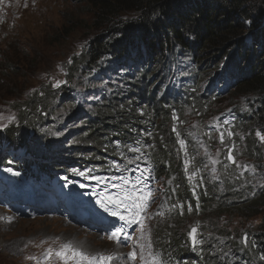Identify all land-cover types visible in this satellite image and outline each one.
Listing matches in <instances>:
<instances>
[{
  "label": "trees",
  "instance_id": "16d2710c",
  "mask_svg": "<svg viewBox=\"0 0 264 264\" xmlns=\"http://www.w3.org/2000/svg\"><path fill=\"white\" fill-rule=\"evenodd\" d=\"M92 5L89 9L92 12L91 29L98 33L83 54L75 58L73 64L66 66L68 76H78L83 66L87 68L86 73L91 72L98 61L109 58L110 54L126 55L131 61L150 57L151 65L143 66L145 69L138 87L131 96L136 101L146 103L143 110L148 113L135 115L133 109L128 114L120 106L121 102L99 108L97 118L90 126L93 119L87 118L83 145L79 148H92L102 153L99 142L104 136L110 140L112 133H121L124 138H130L139 133V129H142L140 124L145 122L150 125L157 140L160 134L166 136L170 152L161 145L153 152L158 167L164 168L165 161L171 159L173 152L166 108L177 106L182 101L172 99L169 94L158 99V92L162 90L160 72L163 65L159 66L157 62L167 66L166 55L169 54V66L176 64L178 56L191 59L199 68V84L208 82L209 74H213V78L231 70L246 74L243 81L226 88L224 96L256 100L258 108L245 113L236 124L245 133L246 140L242 142L244 156L257 165L264 164V143H260L256 135V131H259L264 136V0H92ZM77 23L80 24L68 19L70 26ZM67 31H62L61 35L64 32V36H70L71 33ZM222 64L223 69L220 68ZM17 66L20 65L7 62L6 71L16 75ZM167 79L165 75L164 81ZM219 101L210 102L209 106L198 105L202 113L199 120L208 114H216L214 111H219L216 108ZM39 103V99L34 97L26 99V109L32 112V117L41 114ZM33 121L37 120L33 118ZM21 124L25 126L24 121ZM20 129L10 127L5 134H0V139L6 138L18 144L19 149L40 144L46 148L49 144V141L42 143L40 139L30 143V138ZM172 165L173 169L178 170L176 163ZM234 184L243 185L235 180ZM213 192H210L208 200L203 201V210L207 215L203 210H196L189 193H178L179 197L187 196L181 199L184 212L181 217L171 221L164 234L157 233L161 245L175 252L179 264H185L187 260L199 264H264V187L246 185L240 191L241 199L233 206L216 200ZM213 210L217 214L212 213ZM203 216H206L205 222L201 221ZM235 217L242 221L260 218L261 224L257 229H237L232 236L224 220ZM220 220L223 222L219 225ZM198 223L200 231L208 236L196 257L191 255L188 233Z\"/></svg>",
  "mask_w": 264,
  "mask_h": 264
},
{
  "label": "rangeland",
  "instance_id": "374dc122",
  "mask_svg": "<svg viewBox=\"0 0 264 264\" xmlns=\"http://www.w3.org/2000/svg\"><path fill=\"white\" fill-rule=\"evenodd\" d=\"M92 6V0H0V132L9 125L13 128L20 127V131H23L24 127H21L17 121L21 117L28 122L29 126H26V129L29 130L30 135L33 133L31 127L34 125L44 126L47 120L49 126L54 123L51 128L45 127V129L50 132L52 128L57 127L58 140L63 147L77 132L81 133L79 131L82 124L80 113L86 112L91 105L98 102L97 96L103 91H108L109 88L104 84L94 86L82 76H68L66 72V66L73 64L74 59H78L83 54L98 33L91 29L92 12H89V9ZM68 19L78 21L80 24L70 26ZM73 27L75 28L69 31ZM62 31L71 34L64 36V32L61 35ZM7 62L20 65L17 66L16 75L6 71ZM183 63L179 61L175 68L168 71V81L183 76ZM107 82L108 85L116 83L112 80ZM28 97L39 99L41 114L32 117V112L26 109ZM72 98L79 100L80 108L71 110L66 107ZM236 101L238 98L234 99V103ZM219 106L222 107H219L220 113L217 120L206 127L205 133L227 149V156L229 152L235 156L239 174L251 176L253 166L244 157L242 137L230 124L235 105L231 100H224ZM33 118L37 121L34 122ZM221 134H223V143ZM73 144L74 142H71L67 149L73 147ZM34 160L36 159L28 161ZM78 163L71 158L63 165L67 164V167L73 171L71 173L79 171L80 176L85 172L95 173L94 170L88 172L89 168L86 165L77 166ZM6 166L11 167L8 163ZM110 166L115 167L116 163L113 162ZM76 167L79 168L78 171H74ZM164 197L165 192L159 191L158 199L161 206L157 213L163 211ZM157 204L158 202L156 206ZM212 213L217 214L214 210ZM7 214L11 213L4 209L0 210V217H3L0 219V264H66L65 260L55 255L56 251L61 250L62 243H70L75 246V250L99 257L111 256L109 253L113 247L109 241L92 235L86 236L88 234L84 232L82 234L77 228L67 226L64 220L28 219L13 215L18 218V222L9 223L8 218L12 217ZM204 215H207L206 212ZM222 222L223 220H220L218 224ZM165 224L164 222L159 224L158 228ZM224 224L228 225L227 231L234 236L237 229L240 231L257 229L261 219L242 221L235 217L224 220ZM153 225L154 220L150 218L139 245H143V242L147 240L148 232ZM70 229L78 233H72ZM49 250L52 255L47 257ZM140 250L142 251L141 247ZM67 255L69 256L67 264H77L76 259L71 258V254ZM143 256L152 262L155 261V264H163L162 256L157 255L152 248L146 250ZM140 262L136 260V264H144ZM81 264H87V262L82 261ZM111 264L118 263L111 261Z\"/></svg>",
  "mask_w": 264,
  "mask_h": 264
},
{
  "label": "snow or ice",
  "instance_id": "6c2138e0",
  "mask_svg": "<svg viewBox=\"0 0 264 264\" xmlns=\"http://www.w3.org/2000/svg\"><path fill=\"white\" fill-rule=\"evenodd\" d=\"M229 135H231V133H229ZM262 140H264V137H262ZM221 142L223 143V134H221ZM181 144L183 145V142H181ZM228 159L231 160L233 163H235V160H234L233 156L231 155V152H229V154H228ZM150 195L151 194L149 193L148 196H139L136 198L126 196L124 198V200L132 199L131 207H135L139 211H143L147 207V201L150 198ZM107 200L109 203L115 204L117 207H120V206H124L125 208L130 207L129 205L124 203V200H117V199H114L112 197H107ZM111 214L113 216L118 215L116 212H112ZM0 219H3V217H0ZM120 219L126 220L127 218L124 216H120ZM8 222L9 223L11 222V218H8ZM127 222L128 223H137L138 221L133 219V220H127ZM196 232H197V229L195 227H193L191 229V232L189 233V236L193 242V246H195L197 243L196 237L194 235ZM122 236H123V229L120 228V229H117L116 231L111 232L108 236V239L119 243ZM124 238H126V237H124ZM139 247H141V249H143V245H139ZM68 253H71V258L76 259L77 264H81L82 261H86L87 264H101V262H102V264H111V261L114 259L113 256H101V257H99V259L97 257H89L88 255L73 249L71 245H63L61 247V250L56 252L55 255L60 257L61 259L65 260V262L67 264V260L69 259V256L67 255ZM51 255H52V252H51V250H49L47 253V257H50ZM130 255L132 256L133 259L136 258L135 252L130 253ZM141 259H144L143 253L141 254ZM262 259H264V257H262ZM145 264H148V262L145 261ZM152 264H155V261H153Z\"/></svg>",
  "mask_w": 264,
  "mask_h": 264
},
{
  "label": "bare ground",
  "instance_id": "6f19581e",
  "mask_svg": "<svg viewBox=\"0 0 264 264\" xmlns=\"http://www.w3.org/2000/svg\"><path fill=\"white\" fill-rule=\"evenodd\" d=\"M64 204H65V203H64ZM64 204H63V205H64ZM63 205H62V207H63ZM69 231L72 232V233H78L76 230H71V229H70ZM90 239H93V238L90 237ZM110 246H111V245H110ZM111 247H112V246H111ZM108 248H109V247H108ZM110 249H111V248H110Z\"/></svg>",
  "mask_w": 264,
  "mask_h": 264
}]
</instances>
